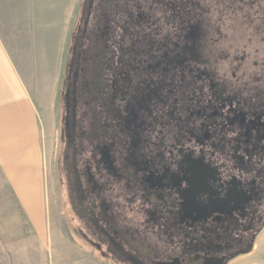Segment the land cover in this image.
I'll list each match as a JSON object with an SVG mask.
<instances>
[{
  "label": "flooded vegetation",
  "instance_id": "flooded-vegetation-1",
  "mask_svg": "<svg viewBox=\"0 0 264 264\" xmlns=\"http://www.w3.org/2000/svg\"><path fill=\"white\" fill-rule=\"evenodd\" d=\"M233 28L264 43V0H83L62 181L115 260L223 264L263 227L264 61L237 74Z\"/></svg>",
  "mask_w": 264,
  "mask_h": 264
},
{
  "label": "rangeland",
  "instance_id": "rangeland-1",
  "mask_svg": "<svg viewBox=\"0 0 264 264\" xmlns=\"http://www.w3.org/2000/svg\"><path fill=\"white\" fill-rule=\"evenodd\" d=\"M82 4L0 0V264H126L82 234L62 181L64 82ZM248 39L233 28L230 50L249 52L239 76L264 61V43Z\"/></svg>",
  "mask_w": 264,
  "mask_h": 264
},
{
  "label": "crops",
  "instance_id": "crops-1",
  "mask_svg": "<svg viewBox=\"0 0 264 264\" xmlns=\"http://www.w3.org/2000/svg\"><path fill=\"white\" fill-rule=\"evenodd\" d=\"M227 264H264V227L258 233L251 250L235 256Z\"/></svg>",
  "mask_w": 264,
  "mask_h": 264
},
{
  "label": "water",
  "instance_id": "water-1",
  "mask_svg": "<svg viewBox=\"0 0 264 264\" xmlns=\"http://www.w3.org/2000/svg\"><path fill=\"white\" fill-rule=\"evenodd\" d=\"M228 262H225V263H223V264H227Z\"/></svg>",
  "mask_w": 264,
  "mask_h": 264
}]
</instances>
